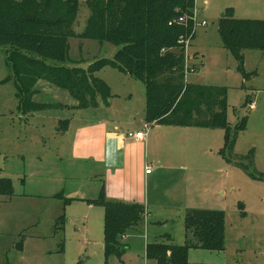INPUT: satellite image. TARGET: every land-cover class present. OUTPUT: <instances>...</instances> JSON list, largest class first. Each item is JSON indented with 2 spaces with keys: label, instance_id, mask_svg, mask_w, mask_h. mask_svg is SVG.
I'll return each mask as SVG.
<instances>
[{
  "label": "rangeland",
  "instance_id": "374dc122",
  "mask_svg": "<svg viewBox=\"0 0 264 264\" xmlns=\"http://www.w3.org/2000/svg\"><path fill=\"white\" fill-rule=\"evenodd\" d=\"M76 1L72 32L78 36L90 10L87 0ZM195 11L197 20L191 22L202 66L188 74L185 83L226 89L230 146L225 147L222 129L155 125L180 132L177 140L181 137L184 148L192 149L189 167L186 174L165 171L155 184L140 181L137 172L130 187L142 195L141 204L151 215L149 236L167 225L176 246L185 242L186 211L224 214V250L189 249L187 264H264V51H244L243 71H237L238 63L217 33V23L226 14L264 22V0H195ZM68 43L66 66L81 69L112 59L117 51L113 45L77 37ZM8 54L0 47V179L9 180L12 187L10 197L0 196V264H146L144 239L131 238L130 248L119 255L104 254V212L89 206L102 184L89 179L98 169H93L91 157L80 146L85 147L91 136L98 140L101 130L114 126L126 135L141 124L140 132L144 127L150 131L154 124L144 120V83L106 67L94 77L109 87L111 96L106 102L97 98L94 110H79L67 92L40 80L34 87V102L49 108L24 115L17 109ZM147 165L154 171L153 164ZM59 194L69 202L62 230L56 232L51 221L62 213Z\"/></svg>",
  "mask_w": 264,
  "mask_h": 264
},
{
  "label": "trees",
  "instance_id": "16d2710c",
  "mask_svg": "<svg viewBox=\"0 0 264 264\" xmlns=\"http://www.w3.org/2000/svg\"><path fill=\"white\" fill-rule=\"evenodd\" d=\"M86 4L90 10L87 25L75 36L72 25L77 15L76 0H0V47L9 52L7 60L19 111L27 115L49 108L34 102V87L40 80L67 92L76 102L74 109L94 110L97 98L106 102L111 96L109 87L94 74L110 67L144 83L147 124L222 129L226 132L225 147L230 146L226 89L185 83V49L178 39L190 38L191 43L194 39L191 18L195 0H87ZM181 18L184 22H177ZM217 33L223 48L238 63L237 71H243L244 51H264L262 21L237 20L226 14L217 23ZM72 37L107 43L117 51L112 59L98 60L87 69L66 66L70 63L68 40ZM200 66L201 61L194 65L193 59L189 60L192 73ZM243 128V124L238 127ZM11 195L10 181L0 179V196ZM56 198L63 205L69 202L62 194ZM89 204L104 211V254L119 255L126 248L120 238L142 226L144 206L108 200L102 191ZM184 219V245L171 244L167 234L146 245V260L187 264L189 249L224 250L222 212L188 210ZM64 223L62 212L54 222L56 232Z\"/></svg>",
  "mask_w": 264,
  "mask_h": 264
},
{
  "label": "crops",
  "instance_id": "0c3cea01",
  "mask_svg": "<svg viewBox=\"0 0 264 264\" xmlns=\"http://www.w3.org/2000/svg\"><path fill=\"white\" fill-rule=\"evenodd\" d=\"M195 40L196 35L190 47L193 49V52L188 56L191 59L200 61L202 60L200 58L201 53L198 45L194 44ZM138 127L129 132L128 135L119 134L120 132L116 126L103 129L100 132L98 140L95 136H91L90 138L92 140H88L85 147L80 145L82 151L87 154L86 157H91L90 161L93 163V169H98V171L92 172L89 175V179L92 182H101V191L108 200L142 205V195L136 194V189L133 191V188L130 187V182L132 178L137 175V172L140 174V181L142 179V182L151 181V184H155L160 178H164L165 171H181V173L186 174V169L189 167L187 162L191 157L190 150L192 149L184 148L185 143L181 137H178L177 140L176 136L179 135L180 132L171 128L154 125L150 131L148 128L145 138L137 139L133 135L140 132L138 129L142 128V124L139 128ZM154 146L155 149H152ZM148 162L153 164L155 168L154 171H150V173L146 174V171L142 172V170L144 166L145 169L148 167ZM93 173L96 174L93 175ZM89 206L91 209L94 207V205ZM64 207H66V205L62 206V212ZM59 216L60 215L56 217L53 216L51 222L54 224ZM150 217L151 215L147 211L142 226L139 229L130 230L125 236L120 238V242L126 247L125 250L130 248L129 240L131 238L144 239V260L146 264L150 262L145 258L147 244L158 242L161 237L167 234L170 236L171 244H175L171 234L166 231L167 225L158 232V235L149 236L150 231L148 225ZM149 239H151L152 242H149ZM24 241L25 239L22 242L24 243Z\"/></svg>",
  "mask_w": 264,
  "mask_h": 264
},
{
  "label": "built area",
  "instance_id": "2783aa9c",
  "mask_svg": "<svg viewBox=\"0 0 264 264\" xmlns=\"http://www.w3.org/2000/svg\"><path fill=\"white\" fill-rule=\"evenodd\" d=\"M194 22L197 20L196 19V11L194 10V13H193V16H192V18H191ZM177 22H179V23H183L184 22V19H179ZM200 26L201 27H205L206 26V22H201L200 23ZM178 43L180 44V45H182L183 46V48L185 49L184 51H185V75L186 76H188V74H191L193 71L192 70H190L189 71V69H188V63H189V60H191V58H189V56H188V53H187V51H188V48H189V45H190V43H191V40H190V38H185V37H183V36H180L179 37V39H178ZM145 132H138V133H136L135 135H133L135 138H137V139H142V138H145L146 137V132L148 131V127H145ZM130 136V135H129ZM146 174H148L149 172H150V170L148 169V167L146 168Z\"/></svg>",
  "mask_w": 264,
  "mask_h": 264
}]
</instances>
